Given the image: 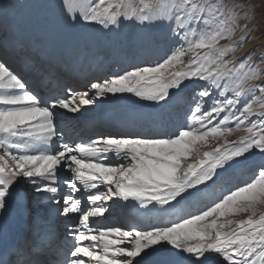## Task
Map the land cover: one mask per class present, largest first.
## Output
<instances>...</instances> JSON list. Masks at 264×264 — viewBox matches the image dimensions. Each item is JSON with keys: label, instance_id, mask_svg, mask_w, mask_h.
Segmentation results:
<instances>
[{"label": "snow or ice", "instance_id": "1", "mask_svg": "<svg viewBox=\"0 0 264 264\" xmlns=\"http://www.w3.org/2000/svg\"><path fill=\"white\" fill-rule=\"evenodd\" d=\"M63 5L75 25L111 30L123 21L163 23L172 47L150 66L90 82L51 102L0 59V215L22 182L37 199L61 205L60 214L72 221L65 226L70 242L42 264H144L165 246L190 264H211L213 254L222 264H264V68L259 67L264 56L252 60L254 49L235 59L250 35L221 43L232 39L235 22L247 10L238 0H63ZM190 85L189 121L173 132L69 143L56 126L58 117L109 94H132L163 111ZM236 132L244 135L229 141ZM209 140L217 145L201 152L197 146ZM253 165L251 179L170 224L133 231L90 221L105 215L110 200L144 209L178 205ZM61 182L70 193L62 192Z\"/></svg>", "mask_w": 264, "mask_h": 264}, {"label": "bare ground", "instance_id": "2", "mask_svg": "<svg viewBox=\"0 0 264 264\" xmlns=\"http://www.w3.org/2000/svg\"><path fill=\"white\" fill-rule=\"evenodd\" d=\"M66 16L63 0H0V59L7 61L42 100L49 101L46 98L49 94L64 95L72 90H83L90 82L111 78L139 66H150L168 54L172 47V42L166 38L168 28L163 23L145 26L123 21L119 27L109 30L100 26L75 25ZM259 18L253 19L243 33H235L231 40L221 43L236 44L243 37L254 35L264 21V14ZM254 49L257 51L251 59H259L257 41L240 47L235 59H241ZM189 58L185 56L184 60L187 62ZM191 96L190 85L180 98L161 111L132 94H109L94 104L83 106L81 112L58 117L56 126L58 130L63 129L62 139L69 143L87 142L108 135L173 132L189 121ZM57 135H61L59 131ZM242 135L243 132H236L227 139L236 140ZM216 145L217 141L209 140L206 145L197 147L203 152ZM254 175V165L243 168L196 197L178 205L173 201L175 207L157 205L153 208L150 205L149 210L131 201L110 200L105 215L90 217V221L96 222V227L121 226L133 231L170 224L190 216L226 189ZM60 187L63 193L71 192L66 183L61 182ZM31 188L30 184L23 182L17 186L9 199L7 211L0 215V250L7 253L2 264H26L28 261L42 264L57 258V251L70 242V238L65 240V226L72 221L60 214L61 205L37 199L38 194ZM87 205V200H83L82 207ZM240 218L243 217L235 219ZM21 248L22 251H18ZM175 251L170 252L165 246L161 252L145 257L144 264H190L185 255L173 254ZM211 264H222V258L213 254Z\"/></svg>", "mask_w": 264, "mask_h": 264}, {"label": "rangeland", "instance_id": "3", "mask_svg": "<svg viewBox=\"0 0 264 264\" xmlns=\"http://www.w3.org/2000/svg\"><path fill=\"white\" fill-rule=\"evenodd\" d=\"M238 2L243 5L245 10H247V17L244 18L243 11H241L242 18L238 19V21L235 22L234 24L235 30H234L233 36L235 35V33L236 35L241 34V32L243 33L246 30L244 25H249L255 18L260 19L259 17H261V15L264 14V0H238ZM260 39L261 40L263 39V40L260 41ZM255 41H257L259 45V49H258L259 53L257 55L259 57H262V55L264 56V42H263L264 41V21L259 26L257 32L251 36L250 42L254 43ZM250 42H247L245 45L248 46V43ZM262 65L264 64H260L259 67L264 68ZM27 197H30V194L27 195ZM27 200H30V199H27ZM30 220L31 218L28 219L27 222H29Z\"/></svg>", "mask_w": 264, "mask_h": 264}]
</instances>
